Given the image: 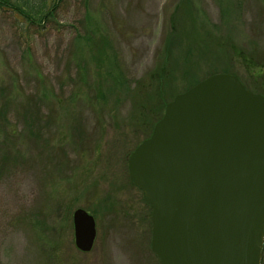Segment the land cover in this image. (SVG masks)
<instances>
[{
    "label": "rangeland",
    "instance_id": "obj_1",
    "mask_svg": "<svg viewBox=\"0 0 264 264\" xmlns=\"http://www.w3.org/2000/svg\"><path fill=\"white\" fill-rule=\"evenodd\" d=\"M20 18L0 9V85L16 104L46 102L36 141L30 117L6 116L24 137L23 159L0 170V264H156L128 161L166 105L210 76L264 94L252 67L264 65V0H63L40 27ZM78 209L96 221L90 253L75 246Z\"/></svg>",
    "mask_w": 264,
    "mask_h": 264
},
{
    "label": "water",
    "instance_id": "obj_2",
    "mask_svg": "<svg viewBox=\"0 0 264 264\" xmlns=\"http://www.w3.org/2000/svg\"><path fill=\"white\" fill-rule=\"evenodd\" d=\"M152 208L159 264H262L264 96L230 74L177 95L128 161ZM75 246L90 253L96 222L73 213Z\"/></svg>",
    "mask_w": 264,
    "mask_h": 264
},
{
    "label": "trees",
    "instance_id": "obj_3",
    "mask_svg": "<svg viewBox=\"0 0 264 264\" xmlns=\"http://www.w3.org/2000/svg\"><path fill=\"white\" fill-rule=\"evenodd\" d=\"M63 0H0V9L8 8L14 12L17 16L21 17L25 23L34 27H40L42 24L49 22L54 17L55 12L59 7V3ZM88 36V33H86ZM92 37V36H91ZM105 39H103V42ZM101 41L98 42V49H101ZM106 43H103V47H106ZM104 52V49H102ZM258 69V78H262L264 82V65L255 66ZM13 92L9 85H0V170L9 169L16 166L22 159V151L19 149L20 137H24L23 134L16 130L10 131L8 127V121L6 116L9 110L14 107V112L22 119L30 117L34 126H29L23 133L25 137L31 141H36L37 138L33 134L40 131L38 127L40 120L39 114L41 110V104H44V99L30 98L23 103H14L15 96H12ZM264 95V94H263Z\"/></svg>",
    "mask_w": 264,
    "mask_h": 264
},
{
    "label": "flooded vegetation",
    "instance_id": "obj_4",
    "mask_svg": "<svg viewBox=\"0 0 264 264\" xmlns=\"http://www.w3.org/2000/svg\"><path fill=\"white\" fill-rule=\"evenodd\" d=\"M152 235H153V229H152ZM96 238H97V237H96ZM151 242H152V240H151ZM151 251H152V249H151ZM152 254L154 255V253H153V252H152ZM154 257H155V255H154ZM154 259H155V261H156V264H159V262H158L157 258L155 257Z\"/></svg>",
    "mask_w": 264,
    "mask_h": 264
}]
</instances>
